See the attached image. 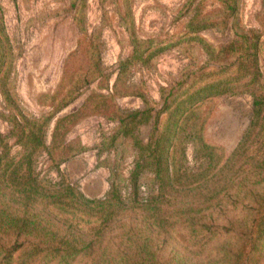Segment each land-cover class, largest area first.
<instances>
[{
	"label": "trees",
	"instance_id": "trees-1",
	"mask_svg": "<svg viewBox=\"0 0 264 264\" xmlns=\"http://www.w3.org/2000/svg\"><path fill=\"white\" fill-rule=\"evenodd\" d=\"M86 1L71 0L74 22L84 34ZM124 1L122 24L132 52L119 60L113 99L138 96L144 106L122 110L113 105L112 112L100 114L117 121L113 134L104 136L107 142L126 137L136 148L129 201L115 173L103 198L87 197L60 173L59 162L58 182L40 178L41 155L54 159L48 143L51 121L83 87L107 76L101 44L92 35L88 68L78 70L64 91L44 96L43 103L52 107L47 115L29 116L19 106L13 83L15 54L0 1V118L10 126L8 133L0 132V264H75L84 259L91 264H264V89L259 68L264 29L242 24V0H216L220 6L209 12H203L206 0L196 5L188 0L181 13L189 16L183 35L143 39L131 0ZM209 28L232 29L235 37L216 47L201 35ZM183 46L202 48L207 60L184 71L175 84L160 86L159 103L149 96L145 80L130 84L134 68L155 69L159 55ZM244 93L253 96V113L228 155L207 141L205 126L215 98ZM80 111L58 118L53 140L77 124ZM150 122L144 140L138 130ZM189 144L200 161L197 171L188 165ZM14 145L20 147L16 153ZM146 171L154 174L157 193L142 198L140 180Z\"/></svg>",
	"mask_w": 264,
	"mask_h": 264
},
{
	"label": "rangeland",
	"instance_id": "rangeland-1",
	"mask_svg": "<svg viewBox=\"0 0 264 264\" xmlns=\"http://www.w3.org/2000/svg\"><path fill=\"white\" fill-rule=\"evenodd\" d=\"M0 1L15 54L13 83L19 106L29 116L47 115L52 107L43 103L44 96L64 91L78 70L88 68L87 49L91 36L95 35L101 44L102 63L107 76L83 87L78 97L51 121L48 143L53 147L54 159L52 160L48 153L41 155L37 162L40 178L58 182L61 175L56 168V162H59L60 173L73 185L78 186L87 197L103 198L110 189L112 173H115L122 186L123 196L129 201L130 174L137 151L132 141L126 137H121L111 144L107 142L105 137L113 134L117 121L100 114L104 111L112 112L113 105L122 110L144 106L138 96L113 99L119 60L132 52L129 32L122 24V16L127 11L125 1L87 0L88 34L80 32L75 24V9L72 8L71 0ZM187 1L131 0L139 36L143 39L154 37L160 40H176L183 35L189 16L181 13ZM242 1V24L247 28L263 30L264 0ZM200 2L201 0H196L194 5ZM219 6L216 0H206L203 2V12H209ZM201 35L216 47L228 44L235 37L232 29L220 31L216 28L205 29ZM259 55L261 84L264 89V49ZM206 60V53L200 47H173L158 56L155 69L134 68L130 84L145 80L149 96L159 103L160 86L175 84L184 71L201 67ZM3 105L0 96V109ZM80 109L77 124L64 137L58 136L53 140L58 118ZM252 113L253 96L250 93L215 98L212 113L205 126V138L211 144L222 146L226 154L230 155L246 132ZM152 126V122L142 125L138 130L140 137L147 140ZM9 128V124L0 118V132L8 133ZM60 144L66 147L56 148ZM19 150L18 145L13 146V153ZM76 150L80 152L64 158L66 154ZM187 154L190 170L197 171L200 161L194 156L192 144L188 145ZM140 182L142 198L157 193V183L152 172L146 171ZM170 245L165 250L170 248ZM75 264L91 263L84 259Z\"/></svg>",
	"mask_w": 264,
	"mask_h": 264
},
{
	"label": "built area",
	"instance_id": "built-area-1",
	"mask_svg": "<svg viewBox=\"0 0 264 264\" xmlns=\"http://www.w3.org/2000/svg\"><path fill=\"white\" fill-rule=\"evenodd\" d=\"M142 189H145L144 187H142Z\"/></svg>",
	"mask_w": 264,
	"mask_h": 264
}]
</instances>
